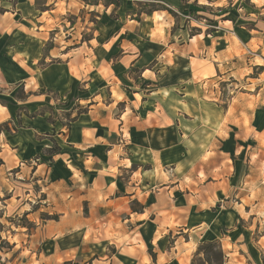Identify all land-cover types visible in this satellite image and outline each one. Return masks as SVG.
<instances>
[{"label":"crops","instance_id":"1","mask_svg":"<svg viewBox=\"0 0 264 264\" xmlns=\"http://www.w3.org/2000/svg\"><path fill=\"white\" fill-rule=\"evenodd\" d=\"M51 1L0 0V214L33 224L27 264H193L206 243L264 264V11L64 41Z\"/></svg>","mask_w":264,"mask_h":264},{"label":"rangeland","instance_id":"2","mask_svg":"<svg viewBox=\"0 0 264 264\" xmlns=\"http://www.w3.org/2000/svg\"><path fill=\"white\" fill-rule=\"evenodd\" d=\"M45 1L50 2L51 0ZM66 1L68 0L57 1V12L64 14V16L61 19V22L58 23L56 30L57 33L63 32L64 41L71 39L72 36H74L73 41L86 40L92 35L93 29H97L103 25L111 27H120L122 25L126 26L130 20L140 23V18H144L145 14L159 10L168 11L167 14H169V17L175 21L173 30L178 29L186 32L187 29L191 35H195L196 32L200 30V28L196 26H209L215 17H219V20L224 21L229 20L232 17L237 18L241 15L240 19H242L244 17H249L247 14L250 12L254 14V17H258L257 14L260 11H264L262 10L264 9L263 0H254L256 4L260 5L257 6L256 9H254L252 5L253 3H251L250 0H168L172 2L175 1L177 3L179 2V4H181V9L177 10L178 12L170 10L162 3L151 1L132 2L131 0H72L74 3L70 1L69 6ZM187 1L189 3L188 5H186ZM67 6L69 8V12H65L67 10ZM105 6L106 9H104ZM157 20L160 19L157 18ZM53 32H56L55 29ZM73 32H75V34H72ZM253 72L255 73V71ZM32 191L34 192V189ZM31 207L32 210L36 209L35 205ZM2 213L3 212L1 211L0 264H27V259L22 254L24 251L22 235L25 234V232L20 230V227L31 229L34 228L33 224L27 221V219L23 216H15L13 212L5 211V214ZM53 217L54 216H49L43 213L38 215L39 220H48ZM218 248H220L219 245L214 247L212 249V254H203L201 252V256L195 257L193 264H223V255L213 257V253H218ZM33 257L34 258L31 260V264H37L35 256ZM205 260L208 261V263L205 262Z\"/></svg>","mask_w":264,"mask_h":264},{"label":"trees","instance_id":"3","mask_svg":"<svg viewBox=\"0 0 264 264\" xmlns=\"http://www.w3.org/2000/svg\"><path fill=\"white\" fill-rule=\"evenodd\" d=\"M190 11H194V10H190ZM190 13H193V12H190ZM49 219H51V218H49ZM216 246H218L217 243H206V244H203L202 246L199 247L198 253H201L202 252L203 254H208V253H211L212 254V249L214 247H216ZM218 249H219L218 253L217 254H214L213 253V257L221 256L222 255V252H221L220 248H218ZM205 262L208 263V261H206V260H205Z\"/></svg>","mask_w":264,"mask_h":264}]
</instances>
